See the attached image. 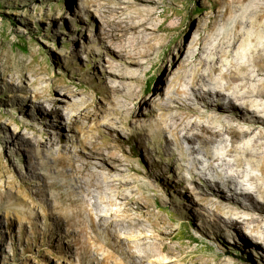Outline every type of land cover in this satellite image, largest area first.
<instances>
[{"label":"rangeland","instance_id":"1","mask_svg":"<svg viewBox=\"0 0 264 264\" xmlns=\"http://www.w3.org/2000/svg\"><path fill=\"white\" fill-rule=\"evenodd\" d=\"M157 1L150 5L153 49L132 65L108 44L111 15L88 9V0H0V264H101L99 260L111 250L107 246L111 238L98 218L121 220L138 212L107 188L103 202L95 195L84 203L68 162L82 135L97 137L94 127L107 130L111 120L123 142H112L118 145L115 151L121 161L120 171H112L110 178L129 180L125 192L134 189L132 197L140 196L146 210L142 225L120 228L119 234L136 253L143 252L139 238L146 237L147 264L174 260L182 253L185 264H215L219 257L260 264L256 259L243 261L219 246L222 240L228 244L235 234L244 240L253 238L263 248L264 240L257 232L243 231L253 223H235L232 235L227 227L217 230L211 224L214 216L201 204H193L192 195L178 183L182 175L190 177L188 170L171 172L165 179L144 175L146 170H156L153 160L166 162L163 147L174 157L183 154L190 166L195 159L189 155L191 144L183 140L181 152L166 145L164 133L153 129L147 135L141 128L149 110L160 112L152 102L159 98L164 103L166 93L177 86L187 88L193 68L196 75L208 78L211 73L220 78L237 62L248 65L254 76L250 83L264 82V69L256 71L250 65L257 58L264 66V0ZM200 49L205 64L198 58ZM216 57L219 70L212 72L209 61ZM30 108L41 117L30 120L23 112ZM192 119L202 121L196 115ZM60 124L65 126V139L50 144V139L60 136ZM216 128L224 130L222 125ZM132 165L137 172L130 169ZM192 206L202 211L192 216L187 212ZM154 219L165 220L171 236L152 227ZM202 220L207 221L208 236L200 232ZM161 241L175 252L161 250L157 246ZM122 255L129 257L125 248L115 253L111 264L122 260Z\"/></svg>","mask_w":264,"mask_h":264},{"label":"bare ground","instance_id":"2","mask_svg":"<svg viewBox=\"0 0 264 264\" xmlns=\"http://www.w3.org/2000/svg\"><path fill=\"white\" fill-rule=\"evenodd\" d=\"M156 4H158L157 0H88V9L99 14L111 15L107 31L108 44L117 50L123 62L133 65L146 59L153 49L150 41L155 28L149 25L153 14L150 5ZM142 5L146 7L142 8ZM201 51L202 49L198 52V58L201 64H205L206 60L202 58ZM218 52L220 51L217 50ZM219 61V57L209 61L212 72L219 70V67L215 66ZM250 65L256 67V71L264 69L257 58L252 59ZM247 66H239L237 62L231 63L227 71L220 73V78L214 77L211 73L208 78L203 74L196 75V69L193 68L192 77L187 80V88L181 89L177 86L166 93L164 103H159V98L152 102L154 107L159 106L157 108L160 112L157 113L153 109L145 114L142 131L147 135H152L153 129H155L154 133H164L163 141L166 145H174L181 152L184 140L191 144L189 155L195 160L192 162L193 166H190L183 154L174 157L175 153L172 154L168 152L167 147H163L161 152L167 157L166 162L153 160L156 170H146L144 175L165 179L171 172L178 174L180 170L179 174H182V170H188L190 177L182 175L178 183L183 184L187 189L186 192L192 195V200L190 199L192 203L201 204L214 216L211 224L217 230L223 232V227H227L232 235L235 231L231 229L234 228L235 223H253V227L245 226L243 231L248 234L257 232L264 240V82L250 83L254 76ZM154 94V91H151L149 95L153 97ZM57 110L59 108L55 111ZM23 112L30 120H34L37 116L41 117L40 112L35 108L25 109ZM194 115L202 121L193 120ZM46 124L51 126L52 123L46 121ZM108 125L107 130L100 125L94 127L99 134L97 137L94 133L82 135L68 164L79 190L84 193V203L95 195L100 202H103L102 193L107 188L122 195L127 199L130 208L134 206L133 208L138 212L134 217L121 220L107 221L103 220L102 216L98 218V223L108 231L112 240L107 243L111 250L101 256L100 263L111 264V258H116L115 253L125 248L129 257L122 255V260L116 261L115 264H147L146 237L139 238L144 247L142 253H136L130 242L121 238L119 234L120 228L132 229L142 225L144 220L141 216L146 210L143 211L140 196L132 197L131 193L134 189L130 188L128 193L125 192L124 186L130 183L129 180L119 179L117 182V178H110L112 171H120L118 162L121 161L115 151L118 145L112 142L118 141L122 145L123 139H119L120 135L117 127L114 126V120L108 122ZM215 125H222L224 130H218L221 126L215 129ZM59 127L60 136L56 140L50 139L48 141L50 144L62 143L65 139L63 134L65 126L60 124ZM139 135L138 133L133 136V142ZM200 153L202 157H197ZM148 155L151 156V153L148 152ZM177 161H180L179 165ZM130 169L137 172L133 165ZM255 170H259L261 174L255 173ZM97 201L95 204L99 206ZM178 208L184 216L186 212L183 210V205H179ZM84 210L88 212L90 218L93 217L90 209L85 207ZM196 210L202 211L192 206L187 212L194 216L193 212L198 214ZM150 223L159 232H168L165 220L154 219ZM53 227L57 228L59 224H54ZM199 229L203 235L208 236L209 228L206 220L201 221ZM171 234L168 232V235ZM234 237L228 244L225 240H219V246L224 251L234 253L243 261L251 263L256 259L260 264H264V254L262 255L264 248L259 241L253 238L244 240L237 234ZM154 244L152 243L151 246L154 247ZM157 246L166 252H175V248L169 247L165 242L161 241ZM181 255L177 254V259L156 264H185L186 258ZM216 263L243 264L239 260L231 261L223 257H219Z\"/></svg>","mask_w":264,"mask_h":264},{"label":"trees","instance_id":"3","mask_svg":"<svg viewBox=\"0 0 264 264\" xmlns=\"http://www.w3.org/2000/svg\"><path fill=\"white\" fill-rule=\"evenodd\" d=\"M150 87V81L146 83V89Z\"/></svg>","mask_w":264,"mask_h":264}]
</instances>
